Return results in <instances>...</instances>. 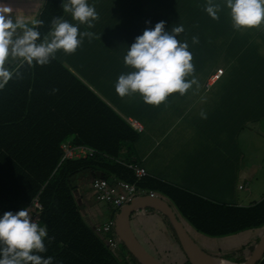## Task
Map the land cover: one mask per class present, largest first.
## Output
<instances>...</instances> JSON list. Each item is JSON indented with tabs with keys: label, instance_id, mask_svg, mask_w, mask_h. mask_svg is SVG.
I'll use <instances>...</instances> for the list:
<instances>
[{
	"label": "crops",
	"instance_id": "crops-1",
	"mask_svg": "<svg viewBox=\"0 0 264 264\" xmlns=\"http://www.w3.org/2000/svg\"><path fill=\"white\" fill-rule=\"evenodd\" d=\"M46 2L0 0V7H11L14 17L32 27L38 21ZM88 2L99 15L93 21L94 27L79 25L67 13H64L62 20L77 23L80 32H92L93 37H84L74 54L66 55L60 50L55 57L65 61L70 69L81 71L86 82L128 124L129 120H134L143 127L142 132L136 131L140 136L134 145L137 153L131 158L132 164L144 169L154 179L212 203L249 207L263 200L264 23L255 28L235 29L226 0H211L213 5L220 7L218 20H213L204 10L208 0ZM148 21L150 23H146ZM160 21L165 22V31L168 32L176 26L182 25L184 28L176 38L188 44L192 55L193 71L185 77L191 87L184 95L174 93L168 96L158 106L145 104L139 93H130L120 98L115 92L118 77L133 71L124 64L128 48L146 28H154ZM17 34L22 33L18 31ZM193 38L198 42L193 43ZM206 46L227 47L225 52L228 58L216 56V63L206 71L202 66ZM237 47L239 56L231 54L237 53ZM221 60L227 64H219ZM20 62L18 58L13 61L9 59L5 66L13 73ZM219 70H223V74L217 79L215 76ZM201 112L206 113V119L201 117ZM261 177V187L256 186L251 191L248 187L254 182L258 184ZM90 179V185L87 186L83 184L86 177H78L75 197L86 222L88 218L91 221L95 219V224H91L94 228L101 224V220L97 222L96 216L102 218L104 213L100 205L92 202L95 200L92 188L94 178ZM256 196L262 198L256 200ZM165 201L172 207L189 235L214 257L237 264L239 259L250 255V249L262 235L258 229L218 240L211 239L213 237L198 232L181 218L171 203ZM136 213L157 217L162 222L161 234L168 246L158 253L164 254L168 263L183 264L184 259L180 255L167 258L170 253L175 254L177 248L181 252L182 249L164 216L150 209L138 210L134 215ZM144 230L152 239L155 238L150 229ZM154 241L157 246L162 243L157 239ZM221 255L234 257L230 259Z\"/></svg>",
	"mask_w": 264,
	"mask_h": 264
},
{
	"label": "trees",
	"instance_id": "trees-1",
	"mask_svg": "<svg viewBox=\"0 0 264 264\" xmlns=\"http://www.w3.org/2000/svg\"><path fill=\"white\" fill-rule=\"evenodd\" d=\"M64 1L47 0L38 19L43 23L36 25L41 37L37 43L48 36L53 18L63 19ZM226 48L206 46L203 68L210 70L216 56L228 58ZM238 49L231 54L239 56ZM82 75L57 57L46 66L20 62L0 89V218L5 212L30 208L38 199L42 206L38 223L48 232L45 258L53 257V264H140L124 245L127 258L121 261L86 222L75 197L80 176L117 178L166 197L181 218L207 236L221 238L264 227V198L249 207L227 206L150 176L138 180L128 168L133 161L126 158V148L140 135ZM66 144L95 154L63 161ZM174 237L177 241L175 233ZM259 241L237 264L249 259ZM3 247L0 243V250ZM259 264H264V257Z\"/></svg>",
	"mask_w": 264,
	"mask_h": 264
},
{
	"label": "clouds",
	"instance_id": "clouds-1",
	"mask_svg": "<svg viewBox=\"0 0 264 264\" xmlns=\"http://www.w3.org/2000/svg\"><path fill=\"white\" fill-rule=\"evenodd\" d=\"M226 7L237 30L255 28L264 23V0H226ZM62 8L64 13L70 14L72 21L88 28L94 27L93 21L99 17L88 0H67L62 2ZM204 10L213 20L219 19L220 7L213 5L211 0ZM12 12L11 7H0V89L12 79L13 73L5 66L10 58H18L29 66H33V61L35 65L46 66L58 51L74 54L84 37L94 35L88 31L80 32L77 23L55 17L48 36L37 43L41 37L36 25L43 22L36 21L29 27ZM18 31L22 34L18 35ZM183 31L182 25L173 27L170 32L165 31L164 21L156 23L154 28H146L124 56L125 66L133 71L119 75L116 94L123 98L130 93H139L145 104L153 106L160 105L174 93L184 95L191 87L185 77L193 71V65L188 44L176 38ZM197 42L193 38V43ZM200 115L207 118L204 112ZM46 237V225L41 226L33 220L29 207L15 213L5 212L0 218V243L4 245L0 250V264H53V257L42 255L47 252Z\"/></svg>",
	"mask_w": 264,
	"mask_h": 264
},
{
	"label": "water",
	"instance_id": "water-1",
	"mask_svg": "<svg viewBox=\"0 0 264 264\" xmlns=\"http://www.w3.org/2000/svg\"><path fill=\"white\" fill-rule=\"evenodd\" d=\"M155 210L166 217L174 230L177 241L190 264H235L214 257L205 252L189 235L184 224L179 220L172 207L159 197H138L123 206L116 216L115 232L121 242L140 264H159L140 244L131 227V216L138 210ZM264 257V233L260 237L254 252L242 264H259Z\"/></svg>",
	"mask_w": 264,
	"mask_h": 264
},
{
	"label": "built area",
	"instance_id": "built-area-1",
	"mask_svg": "<svg viewBox=\"0 0 264 264\" xmlns=\"http://www.w3.org/2000/svg\"><path fill=\"white\" fill-rule=\"evenodd\" d=\"M222 74L223 70H219L215 77L218 79ZM129 125L137 132L143 131V127L137 121L129 120ZM63 149L65 151L63 161L85 159L87 157H93L95 154V152L91 149L85 147H74L70 144L64 145ZM128 168L135 172L138 180L148 176L146 171L137 165L130 164L128 165ZM92 188L96 201L108 205L115 212L138 197H158L155 192H147L143 189H139L134 184L117 178H96L92 182ZM41 211L42 206L40 205L38 199H36L30 206V215L32 214L31 216L33 217V220L39 222V213ZM115 221L116 215L114 218L106 220L105 223L94 227L96 234L113 253H116L120 249V240L114 230ZM106 235H108V237H106Z\"/></svg>",
	"mask_w": 264,
	"mask_h": 264
},
{
	"label": "rangeland",
	"instance_id": "rangeland-1",
	"mask_svg": "<svg viewBox=\"0 0 264 264\" xmlns=\"http://www.w3.org/2000/svg\"><path fill=\"white\" fill-rule=\"evenodd\" d=\"M10 60H15V59H12V58H10ZM17 60V59H16ZM219 64H227L225 61H220L219 62ZM241 80V79H240ZM239 79H238V81H240ZM126 153H127V155H126V158H129L130 159V157L131 158H133V154L134 153H137L136 152V150H135V147H134V145H132V146H130V147H128V148H126ZM254 153H255V151H254ZM264 153V152H263ZM260 176V175H259ZM261 176H264V174L263 175H261ZM91 179H90V177L88 176V177H86V180H84V182H83V184H86L87 186H89L90 185V181ZM93 180V179H92ZM263 181V177H261L260 178V181H259V183L258 184H255V182H254V184L252 185L251 184V186L250 187H248L249 189H251V191L253 190V188L255 187L256 188V186H259V187H261V185H262V182ZM253 186V187H252ZM262 193H263V198H264V186H263V190H262ZM243 195H246V193L245 192H243L242 193ZM163 197V196H162ZM164 198V200H167L166 199V197H163ZM262 198V196L260 197V196H256L255 197V199L256 200H260ZM92 202H94V203H96V205H100V207H101V209H102V212L104 213L103 215H104V217H102L101 218V216H96V218H98V221L97 222H99L100 220H101V224H103V222H105L106 221V219H108V218H114L115 217V215L117 216L118 214H119V212H120V210L121 209H118L116 212L112 209V208H110L108 205H105V204H103V203H99V202H97L96 201V199L95 200H92ZM168 202H170L169 200H168ZM106 218V219H105ZM95 219L93 218V221H91V219L90 218H88V223H89V225H91L92 223H94L95 224V221H94ZM162 222H160V220L157 218V217H149L147 214H145V213H143V214H138V213H136L135 215L133 214L132 216H131V227H132V230H133V232H134V234H135V236H136V238L138 239V241L140 242V244L142 245V247L159 263V264H171V263H168L167 261H166V257L164 256V254H159L158 253V251L159 252H163L166 248H167V246H168V243H166L165 242V240H164V237H163V235L161 234L162 233V231H161V224ZM100 224V225H101ZM93 226V225H92ZM144 228H148V229H150V231H151V233L154 235V239H157L158 240V242H162V243H160V246H157V244H155V241H154V239H152L151 238V236L144 230ZM248 231H251V230H248ZM260 231L262 232V234L264 233V227L263 228H261L260 229ZM106 237H108V235H106ZM211 239H216V240H218V239H220V238H215V237H213V238H211ZM223 242H222V240H221V244H222ZM117 253V256L121 259V261L122 260H124L125 258H127V256H126V254H125V251H124V248L122 247V244H121V246H120V249L116 252ZM240 252H238V255H240L239 254ZM176 255H180L181 256V258H183L184 260V263L183 264H188V261H187V259L185 258V256H184V254H182V252H181V250H180V248L178 249L177 248V251H176V253L175 254H173V253H170L169 255H168V259H172L174 256H176ZM222 257H224V256H227L228 258H230V259H233V255H221ZM236 256H237V254H236ZM179 257V256H178Z\"/></svg>",
	"mask_w": 264,
	"mask_h": 264
}]
</instances>
